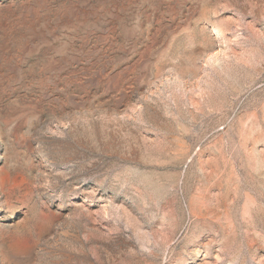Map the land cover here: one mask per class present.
Instances as JSON below:
<instances>
[{
  "label": "rangeland",
  "instance_id": "rangeland-1",
  "mask_svg": "<svg viewBox=\"0 0 264 264\" xmlns=\"http://www.w3.org/2000/svg\"><path fill=\"white\" fill-rule=\"evenodd\" d=\"M0 264H264V0H0Z\"/></svg>",
  "mask_w": 264,
  "mask_h": 264
}]
</instances>
